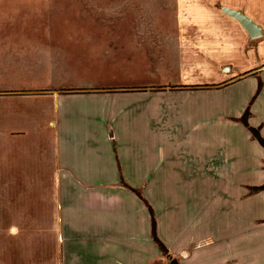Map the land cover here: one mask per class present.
Here are the masks:
<instances>
[{
  "label": "crops",
  "instance_id": "0c3cea01",
  "mask_svg": "<svg viewBox=\"0 0 264 264\" xmlns=\"http://www.w3.org/2000/svg\"><path fill=\"white\" fill-rule=\"evenodd\" d=\"M175 2L178 73L156 67L138 83L51 93L45 168L54 209L25 213L21 229L11 224L32 238L24 262L167 264L153 215L158 239L180 264H264V190L252 191L264 184V147L240 121L250 104L248 124L264 137L262 46L252 47L261 37L228 13L240 11L264 34V0ZM210 69L213 79L197 78ZM7 129L18 133L3 123L0 185ZM183 153L189 162L165 159Z\"/></svg>",
  "mask_w": 264,
  "mask_h": 264
},
{
  "label": "rangeland",
  "instance_id": "374dc122",
  "mask_svg": "<svg viewBox=\"0 0 264 264\" xmlns=\"http://www.w3.org/2000/svg\"><path fill=\"white\" fill-rule=\"evenodd\" d=\"M176 15L175 0H0V140L3 123L18 131L11 135L7 129L4 139L0 258L6 264H30L23 261L30 251L24 249L30 233L12 232L11 224L21 229L25 213L44 217L54 209L47 199L52 184L45 168L51 158L53 90L94 81L102 86L138 83L156 74V67L178 73L182 56ZM260 37L252 47L262 46L258 58L263 64L264 34ZM214 75L210 69L197 78L211 80ZM150 143H156L153 137ZM165 159L190 161L188 153L172 158L166 154ZM35 174L41 183L34 181L39 179ZM36 234L45 240V233Z\"/></svg>",
  "mask_w": 264,
  "mask_h": 264
},
{
  "label": "trees",
  "instance_id": "16d2710c",
  "mask_svg": "<svg viewBox=\"0 0 264 264\" xmlns=\"http://www.w3.org/2000/svg\"><path fill=\"white\" fill-rule=\"evenodd\" d=\"M250 116V104L249 106L246 108L244 114L242 115V117L240 118V121L248 128V130L251 132L252 136L254 138L257 139V141L264 147V137L261 136L260 132H259V128H253L248 124V118ZM260 190H264V184L258 187H254L252 189V191H260ZM151 215H152V211ZM155 219L154 216L152 215V236H153V240L155 241V243L158 245L159 249L161 250V252L163 253V255L165 256L166 260H167V264H180L179 260L177 257H174L172 255L169 254L167 248L164 246V244L158 239L157 235H156V227H155Z\"/></svg>",
  "mask_w": 264,
  "mask_h": 264
},
{
  "label": "water",
  "instance_id": "95a60500",
  "mask_svg": "<svg viewBox=\"0 0 264 264\" xmlns=\"http://www.w3.org/2000/svg\"><path fill=\"white\" fill-rule=\"evenodd\" d=\"M228 13L242 24V26L248 31L251 37L261 36V28L249 17L242 14L240 11L235 10H229Z\"/></svg>",
  "mask_w": 264,
  "mask_h": 264
}]
</instances>
